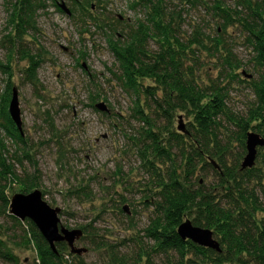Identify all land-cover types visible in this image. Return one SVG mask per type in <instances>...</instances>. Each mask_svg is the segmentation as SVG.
<instances>
[{"label":"rangeland","instance_id":"obj_1","mask_svg":"<svg viewBox=\"0 0 264 264\" xmlns=\"http://www.w3.org/2000/svg\"><path fill=\"white\" fill-rule=\"evenodd\" d=\"M15 1L0 0V109L10 84L17 93L29 158L24 157L22 145L0 133L5 147L0 150L1 157L16 176L15 182L6 180L4 195L9 200L14 194H22L25 177L35 175L43 200L60 209V225L69 230L85 229L75 243L86 251L78 258L85 264H135L139 254L148 252L151 245L143 231L154 218L157 192L138 153L141 147L137 139L143 124L133 113V97L116 78L120 69L108 40L124 42L129 29L144 21L150 8L134 6L140 0H75L76 6L68 0H38L23 33L17 36ZM214 1L150 0L160 2L161 12L178 29L180 41L199 42L185 50L184 63L192 67L197 83L224 88L228 115L245 117L254 105L253 87L264 78L255 64L248 34L238 23L245 14L241 7L246 0H216L230 11L225 22L212 10ZM87 2L91 7L88 13L79 9ZM60 4L69 15L57 10ZM148 48L151 52L157 49L151 41ZM25 53L39 63L30 78L28 59H21ZM4 65L8 70L1 69ZM140 82L152 85L147 79ZM139 99L154 118L155 131L167 138L165 119L148 113V101L143 96ZM98 104H103L106 112L97 110ZM190 121L187 113L175 112L169 130L184 135L177 128L186 131ZM220 122L223 128L219 130L217 151L225 166L235 171L245 153L235 128L224 118ZM174 152V167L181 178L183 160ZM151 161L161 175L169 167L162 159ZM252 168L257 171L243 176L241 183L254 189L263 203L264 148L257 149ZM191 181L195 182L193 190L216 198L224 195L219 178L208 167L199 170L198 166ZM3 210L0 201V241L18 264H36L31 244L22 243L21 231ZM260 215L257 213V218ZM154 259L158 264L164 262L160 256ZM65 260V264H76L75 259ZM0 264L6 263L0 259Z\"/></svg>","mask_w":264,"mask_h":264},{"label":"trees","instance_id":"obj_2","mask_svg":"<svg viewBox=\"0 0 264 264\" xmlns=\"http://www.w3.org/2000/svg\"><path fill=\"white\" fill-rule=\"evenodd\" d=\"M68 1L76 6L75 0ZM15 3L13 13L18 36L23 33L38 0H16ZM139 4L150 8L144 21L137 22L134 28L129 29L124 42L108 40L109 50L120 69V75L116 78L133 97V113L143 124L137 139L141 147L138 153L157 192L154 218L143 231L144 238L151 245L148 252L139 254L135 264H158L154 258L159 256L164 258L162 264H264V202H259L254 189L249 190L241 183L243 176L251 175L257 169L239 168L233 171L225 166L222 154L217 151L219 130L223 128L220 122L222 118L235 128L244 153L247 133L255 131L253 133L264 139V78L253 87L255 100L248 114L245 117L228 115L225 89L212 85L201 87L192 67H185V50H190L193 44L199 42L191 40L185 44L180 41L178 29L171 24L172 19L167 20L161 12L160 2L153 4L150 0H140L134 6ZM84 5L79 9L88 13L90 3ZM56 6L59 12H63ZM241 9L245 14L239 17L238 23L248 34L255 64L264 72V0H246ZM212 10L218 13L223 22L230 19V11L216 0ZM149 41L156 45L155 52L149 50ZM225 54L229 57L227 51ZM21 59H28L27 77L30 78L39 63L27 53ZM1 69L8 70V67L4 65ZM146 79L152 85L143 86L140 81ZM5 93L6 99L0 109V133L22 145L24 157L28 159L22 133L17 131L7 113L10 84ZM140 96L149 103L146 105L148 113L165 119L167 127L163 132L167 138H163L160 131H155L154 118L145 112L144 105H140ZM175 112L187 113L191 117L186 131L183 129L184 135L169 130ZM0 150H5L1 139ZM172 151L180 153L183 160L181 178L176 173ZM1 154L0 201L3 211L8 213L9 200L4 195L6 180L15 182L16 176ZM156 158L169 163L163 175L157 172L151 161ZM198 166L199 170L208 167L217 175L220 180L218 186L224 194L221 198L200 189H191L195 183L191 180ZM37 185L35 175L26 176L20 192L29 193L37 189ZM257 213H261L260 218H257ZM192 215L194 218L191 219ZM6 217L21 231L22 243L31 244L36 264H65L66 258L75 259L76 264H85L81 258L69 253L65 243L55 244L53 253L29 220L20 222L9 214ZM184 220H189L192 226L210 230L219 244L220 252L181 240L176 229ZM81 230L85 233L83 227ZM0 259L6 264H18L2 241Z\"/></svg>","mask_w":264,"mask_h":264},{"label":"water","instance_id":"obj_3","mask_svg":"<svg viewBox=\"0 0 264 264\" xmlns=\"http://www.w3.org/2000/svg\"><path fill=\"white\" fill-rule=\"evenodd\" d=\"M61 11L69 15V11L62 5H58ZM95 108L101 112H106L103 104H98ZM8 116L21 134L20 111L15 88L11 90V96L7 106ZM183 131L182 127L177 128ZM264 147V139L258 134L249 132L245 136V155L240 164V169H250L254 165L258 148ZM60 209L50 207L42 198L38 189H34L26 194H14L9 199L8 214L23 222L29 220L46 241L51 251L55 253V244L65 243L69 253L74 256H81L85 251L83 248L75 247V243L82 237L79 229H66L60 225ZM176 233L181 240H188L195 245L220 252L219 244L214 239L210 230L192 226L189 220H184L176 229Z\"/></svg>","mask_w":264,"mask_h":264}]
</instances>
